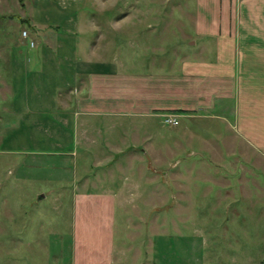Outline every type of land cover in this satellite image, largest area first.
I'll use <instances>...</instances> for the list:
<instances>
[{"label": "rangeland", "instance_id": "obj_1", "mask_svg": "<svg viewBox=\"0 0 264 264\" xmlns=\"http://www.w3.org/2000/svg\"><path fill=\"white\" fill-rule=\"evenodd\" d=\"M217 1L230 0H0V264H72L75 200L109 193L112 264H264V158L234 133L233 109L192 126L215 153L182 148L178 115L75 117L77 75L198 55L201 6ZM150 134L156 154L143 155ZM94 247L84 263L103 264Z\"/></svg>", "mask_w": 264, "mask_h": 264}, {"label": "crops", "instance_id": "obj_2", "mask_svg": "<svg viewBox=\"0 0 264 264\" xmlns=\"http://www.w3.org/2000/svg\"><path fill=\"white\" fill-rule=\"evenodd\" d=\"M212 3L215 5L201 6L196 27L198 55L143 60L139 63L143 72L136 74L121 67L119 72L88 70L85 78L77 75L76 87L83 80L84 83L74 101L75 117L109 124L144 121V126L154 124L158 117L178 115L179 128L183 129V124L186 127L180 135L186 142H182V148L201 146L206 153L209 149L215 153L213 144L197 134L198 130L193 131L192 126L207 129L214 121L227 124L233 109L234 133L264 158V2ZM153 140V134L145 138L144 145H151L142 148L143 155L156 154ZM173 147L181 148L178 141ZM109 194L81 195L75 200L72 264H87V244L104 251L103 264L113 263L114 227L108 218L113 215L116 195ZM92 205L107 213L106 221L96 228L84 221V214Z\"/></svg>", "mask_w": 264, "mask_h": 264}, {"label": "built area", "instance_id": "obj_3", "mask_svg": "<svg viewBox=\"0 0 264 264\" xmlns=\"http://www.w3.org/2000/svg\"><path fill=\"white\" fill-rule=\"evenodd\" d=\"M23 35H24V39H26L27 35L25 33ZM163 119H164V125L166 127L172 128V129L173 128L176 129V128L179 127V124H178V122L175 119H170L168 117H164Z\"/></svg>", "mask_w": 264, "mask_h": 264}]
</instances>
